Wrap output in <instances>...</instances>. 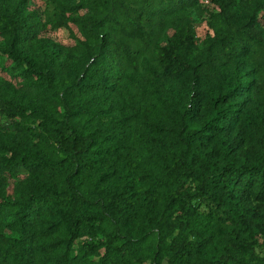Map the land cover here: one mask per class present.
I'll return each instance as SVG.
<instances>
[{
	"label": "trees",
	"instance_id": "16d2710c",
	"mask_svg": "<svg viewBox=\"0 0 264 264\" xmlns=\"http://www.w3.org/2000/svg\"><path fill=\"white\" fill-rule=\"evenodd\" d=\"M262 107L264 0H0V264H264Z\"/></svg>",
	"mask_w": 264,
	"mask_h": 264
},
{
	"label": "rangeland",
	"instance_id": "374dc122",
	"mask_svg": "<svg viewBox=\"0 0 264 264\" xmlns=\"http://www.w3.org/2000/svg\"><path fill=\"white\" fill-rule=\"evenodd\" d=\"M34 5L42 7V9H43V3L42 2L36 1V2H34ZM70 29H71V31H73V33H76V30L73 26H71ZM195 30H196V34H197L198 39H202L207 32L206 26L204 25V23L202 21H200L199 19H196V18H195ZM45 37L50 39L53 43L58 44V45L70 46L74 43L72 38L70 37L69 32L66 29H61V30H58L56 32L47 33V34H45ZM2 76L5 77L6 79L9 78L6 74H2ZM257 114L259 116L264 115V107H262L258 111ZM0 123H2V124L4 123V121L1 119V117H0ZM238 146H239V150H240L242 155H246V154L251 152L250 146L246 143L241 142ZM26 175H27L26 173H20L18 175V178L22 179ZM12 185H13V181L11 180L9 182L8 193L12 192Z\"/></svg>",
	"mask_w": 264,
	"mask_h": 264
},
{
	"label": "built area",
	"instance_id": "2783aa9c",
	"mask_svg": "<svg viewBox=\"0 0 264 264\" xmlns=\"http://www.w3.org/2000/svg\"><path fill=\"white\" fill-rule=\"evenodd\" d=\"M200 2H201L203 5H208L209 0H200Z\"/></svg>",
	"mask_w": 264,
	"mask_h": 264
}]
</instances>
